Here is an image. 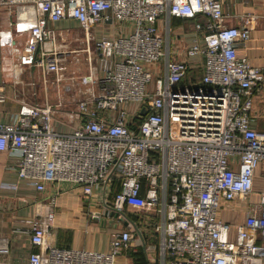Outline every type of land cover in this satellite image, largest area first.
<instances>
[{
	"label": "built area",
	"instance_id": "obj_1",
	"mask_svg": "<svg viewBox=\"0 0 264 264\" xmlns=\"http://www.w3.org/2000/svg\"><path fill=\"white\" fill-rule=\"evenodd\" d=\"M4 13L26 36L23 61L45 81L67 79L59 48L68 46L58 47V35L76 28L57 30L59 22H79L85 47L68 53L87 55L79 97L23 101L15 120L0 124V151L19 157L20 177L36 180L39 192L55 188L50 208L27 220L36 247L29 264H115L135 232H146L162 264H264V191L234 239L217 217L222 200L248 199L257 169L264 175V131L251 115L264 69L238 54L250 33L225 24L223 0H0V25ZM171 17L194 21L184 49L172 46ZM13 40L0 31L2 46ZM59 113L79 122L72 132L56 130ZM117 182L109 206L124 219L128 207L145 212L143 225L113 232L108 251L54 246L57 196L102 189L107 202ZM9 241L0 240V253Z\"/></svg>",
	"mask_w": 264,
	"mask_h": 264
},
{
	"label": "crops",
	"instance_id": "obj_2",
	"mask_svg": "<svg viewBox=\"0 0 264 264\" xmlns=\"http://www.w3.org/2000/svg\"><path fill=\"white\" fill-rule=\"evenodd\" d=\"M223 5L224 13L227 15L225 24L245 26L250 33L248 41L237 44L238 54L248 57L254 65L264 69V0H223ZM11 20L13 19L4 13L0 25V31H12L14 38L10 45L0 44V94L5 97V101L0 102V124L13 122L23 101L56 103L60 98L67 102L71 95L79 97L85 92L81 91L85 85L80 78L88 73L86 66L78 69L79 75L76 73V76L68 77L60 84L54 82L53 75L45 81L38 68L26 65L23 61V57L27 54L24 51L26 36L16 34L14 27L10 26ZM63 22L77 21L64 20L57 26ZM171 24L172 46L184 49L191 45L194 21L171 17ZM94 32L97 38L103 35V29L101 34ZM71 33L74 34L73 31ZM105 33L112 35L117 31ZM79 37L83 39L84 35ZM69 58L68 55L64 56L66 62H69ZM195 59H192L191 63L196 67L195 73L199 75L201 74L200 60ZM66 85L71 88V91H66ZM253 97L254 106L251 115L255 119L254 126L259 131H264V82L260 89L254 91ZM74 106L71 105L76 108V105ZM56 119L71 126L68 132H72L74 126L79 124V122L74 126L70 124L63 113L57 114ZM18 161L19 157L9 151H0V240L4 237L10 240V252L0 253V264H29L30 255L36 247L32 243L27 220L37 213H45L50 208L49 200L55 189L52 185L47 191L39 192L36 180L20 177L14 167ZM119 188L120 185L117 182L110 190L107 202L104 200L102 189H95L89 197L84 196L79 189L60 193L55 204L53 245L77 250L108 251L113 232L126 228L129 222L143 225L147 218L145 212L128 207L125 211L127 219H124L122 214L113 211L111 205L109 206ZM263 191L264 175L258 168L254 181V193L248 199L222 200L217 217L231 225L232 239L237 233L236 225L246 222L252 206L259 203L260 193ZM140 228L141 231L145 230L143 226ZM135 233L129 248L116 258L115 264H162L158 253L147 249L150 240L146 232Z\"/></svg>",
	"mask_w": 264,
	"mask_h": 264
},
{
	"label": "rangeland",
	"instance_id": "obj_3",
	"mask_svg": "<svg viewBox=\"0 0 264 264\" xmlns=\"http://www.w3.org/2000/svg\"><path fill=\"white\" fill-rule=\"evenodd\" d=\"M14 19H15V17L13 16V20ZM78 26H79V24L77 22H65V23L63 22V23L59 24L57 27V30L59 28L66 29L67 27L73 28V29L76 28L75 30H73L74 34L67 33V35L63 34L61 37L58 35V39H59L58 47H59V44L68 46V48H65V47L59 48L62 51V54H61L62 57L66 56V55L70 56L69 62H66V60H65V64L68 67L67 68L68 70L65 73V77H67V78L76 76V73L79 75L80 70H78V69L86 67V62H87V60L85 58V56H87L86 53H82L83 54V60H81L80 62L77 61V58H76L77 53H74V52L68 53V50L75 51V50L83 49L85 47L83 39H81L82 37H79L80 35L83 36L82 30L80 28H77ZM96 32H97V34H101L102 33L101 27H97ZM195 58H197V57H195ZM195 58L193 60H196ZM25 64L27 65V63H25ZM69 71H73L74 74L71 75L69 73ZM83 90L84 91L86 90L85 87L81 89V91H83ZM72 105H73V107H75L74 105H76V103H73ZM56 121L57 122H56L55 128L57 131H60V132H66L67 131L68 132L70 130L71 126L63 124L62 120L56 119Z\"/></svg>",
	"mask_w": 264,
	"mask_h": 264
},
{
	"label": "bare ground",
	"instance_id": "obj_4",
	"mask_svg": "<svg viewBox=\"0 0 264 264\" xmlns=\"http://www.w3.org/2000/svg\"><path fill=\"white\" fill-rule=\"evenodd\" d=\"M76 55H77L76 56L77 60H79V61L83 60V54H82V52H77Z\"/></svg>",
	"mask_w": 264,
	"mask_h": 264
},
{
	"label": "water",
	"instance_id": "obj_5",
	"mask_svg": "<svg viewBox=\"0 0 264 264\" xmlns=\"http://www.w3.org/2000/svg\"><path fill=\"white\" fill-rule=\"evenodd\" d=\"M147 112H148V111H147V109H146V108H144V109L141 111V115H142V116H144V115H146V114H147Z\"/></svg>",
	"mask_w": 264,
	"mask_h": 264
}]
</instances>
